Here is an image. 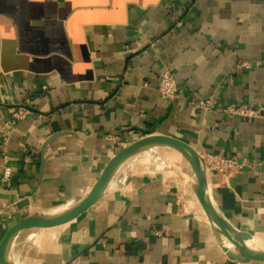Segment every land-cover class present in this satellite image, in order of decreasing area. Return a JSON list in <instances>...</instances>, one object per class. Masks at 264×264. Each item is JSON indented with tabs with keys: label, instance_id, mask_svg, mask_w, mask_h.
<instances>
[{
	"label": "crops",
	"instance_id": "obj_1",
	"mask_svg": "<svg viewBox=\"0 0 264 264\" xmlns=\"http://www.w3.org/2000/svg\"><path fill=\"white\" fill-rule=\"evenodd\" d=\"M166 68L173 99L157 88ZM227 102L264 106V0H0V241L25 214L84 197L121 147L153 131L246 161L210 174L209 189L264 246V112L226 114ZM144 155L77 217L22 230L15 263L264 264L223 250L189 165Z\"/></svg>",
	"mask_w": 264,
	"mask_h": 264
},
{
	"label": "water",
	"instance_id": "obj_2",
	"mask_svg": "<svg viewBox=\"0 0 264 264\" xmlns=\"http://www.w3.org/2000/svg\"><path fill=\"white\" fill-rule=\"evenodd\" d=\"M159 147H170L178 151L189 164L195 177L194 193L202 206L223 250L241 263L250 261L264 262V246L255 242L247 231L240 230L219 210L209 189V173L203 155L185 140L161 133L149 131L146 134L121 147L105 165L90 191L77 202L60 212H34L25 214L13 223L0 241L1 264H16L10 256L14 238L25 229L51 227L63 224L77 217L92 206L112 181L120 166L131 157ZM42 159H44L42 157Z\"/></svg>",
	"mask_w": 264,
	"mask_h": 264
},
{
	"label": "built area",
	"instance_id": "obj_3",
	"mask_svg": "<svg viewBox=\"0 0 264 264\" xmlns=\"http://www.w3.org/2000/svg\"><path fill=\"white\" fill-rule=\"evenodd\" d=\"M157 88L160 92V94L167 99H173L178 94V83L176 81V78L173 74V72L166 68L159 79V83L157 85ZM198 105L203 108H210L209 106V100L200 99L198 102ZM219 109L226 113V114H234L239 115L243 118L252 119L256 117H260L263 115L264 112V106H253L244 102H227L223 103ZM28 108L24 106H19L16 111L15 115L17 117H23L27 112ZM6 160L8 158L7 155V149H4ZM202 154V153H201ZM207 171L210 174L216 173L220 176L223 175H232L236 172H238L245 164V160H239L236 156H226L221 153H215V152H206L202 154ZM10 174H11V167L6 166L3 174V179L7 183H10ZM126 181V174L120 179V182L124 184Z\"/></svg>",
	"mask_w": 264,
	"mask_h": 264
},
{
	"label": "rangeland",
	"instance_id": "obj_4",
	"mask_svg": "<svg viewBox=\"0 0 264 264\" xmlns=\"http://www.w3.org/2000/svg\"><path fill=\"white\" fill-rule=\"evenodd\" d=\"M148 152L150 153H144V157L152 163L171 167H178L179 164L189 165L179 152L171 148H156Z\"/></svg>",
	"mask_w": 264,
	"mask_h": 264
},
{
	"label": "bare ground",
	"instance_id": "obj_5",
	"mask_svg": "<svg viewBox=\"0 0 264 264\" xmlns=\"http://www.w3.org/2000/svg\"><path fill=\"white\" fill-rule=\"evenodd\" d=\"M166 148H170V147H166ZM154 149H156V148H154ZM153 149V150H154ZM150 151H152V150H150ZM143 153H145V152H143ZM142 153V154H143ZM146 153H150V152H146ZM73 204V203H72ZM72 204H70V205H72ZM70 205H68V206H65V207H61V208H58V209H53V210H51L50 212H52V213H54V212H60L61 210H63V209H65V208H67V207H69ZM13 245H14V243H13ZM14 256V255H13ZM14 260H15V258H14ZM16 261V260H15Z\"/></svg>",
	"mask_w": 264,
	"mask_h": 264
}]
</instances>
